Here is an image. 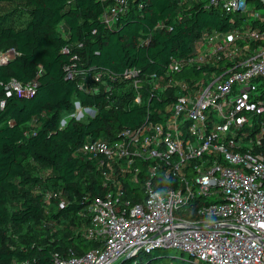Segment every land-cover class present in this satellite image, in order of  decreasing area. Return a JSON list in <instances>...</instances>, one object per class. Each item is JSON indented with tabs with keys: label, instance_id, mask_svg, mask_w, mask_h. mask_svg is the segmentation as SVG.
<instances>
[{
	"label": "built area",
	"instance_id": "built-area-1",
	"mask_svg": "<svg viewBox=\"0 0 264 264\" xmlns=\"http://www.w3.org/2000/svg\"><path fill=\"white\" fill-rule=\"evenodd\" d=\"M101 1H108L102 19L114 27L130 0ZM249 1L264 7V0H210L236 15ZM14 55L0 51V64ZM185 66L199 72L148 77L147 102L136 67L119 74L68 67L66 76L88 93L110 92L119 78L147 113L116 138L102 136L74 150L102 174L103 194L79 212L88 219L83 236L99 245L82 255L56 252L54 264H115L156 248H177L199 264H264V10L227 31H203L190 56L171 59L168 74ZM37 85L12 77L0 110L13 95L34 94ZM165 92L170 98L162 101ZM155 97L159 105L151 103ZM77 101L71 117L86 108L95 111L82 119L96 116L97 108L80 101L78 108Z\"/></svg>",
	"mask_w": 264,
	"mask_h": 264
},
{
	"label": "trees",
	"instance_id": "trees-1",
	"mask_svg": "<svg viewBox=\"0 0 264 264\" xmlns=\"http://www.w3.org/2000/svg\"><path fill=\"white\" fill-rule=\"evenodd\" d=\"M107 4L0 0V51H15L8 63L0 64V94L12 77L38 82L34 94L13 95L0 110V264H54L56 252L82 255L99 245L83 236L88 219L79 212L92 197L103 194L102 174L74 150L88 140L116 138L121 129L141 124L147 113L146 103L133 104L134 92L119 78L111 82L110 92L103 88L88 93L66 76L68 67L117 74L136 67L147 102L148 77L197 74L198 69L185 66L169 75V63L190 56L203 31H227L239 23L231 20L236 13L210 0H130L110 28L101 17ZM74 54L79 58L72 59ZM162 97L170 98L167 92ZM77 100L97 108L96 116L71 117L61 128ZM151 103L159 105V100L155 97ZM39 168L50 173L40 175ZM153 251L159 260L167 248L141 250L120 264H151Z\"/></svg>",
	"mask_w": 264,
	"mask_h": 264
},
{
	"label": "rangeland",
	"instance_id": "rangeland-1",
	"mask_svg": "<svg viewBox=\"0 0 264 264\" xmlns=\"http://www.w3.org/2000/svg\"><path fill=\"white\" fill-rule=\"evenodd\" d=\"M263 10H264V7H257L255 1H249L247 8L239 11L238 15L234 14L233 18L239 21L246 20L247 18H251L253 13L257 14L259 12H263ZM64 34H66V31L64 32ZM6 50H12V48L8 47ZM71 116H72L71 113H67L62 119L67 118L68 120ZM37 173L45 176L49 174L50 171L39 168ZM156 255H157V252L153 251L151 255V258L153 259L151 261L152 262L151 264L156 263V262L160 264H199L197 261H193V259L189 257L188 253L183 252L177 248H168L166 251V254L162 255L159 260L154 259ZM123 259L124 257L118 260L117 262H115V264H120V262ZM125 264H133V263L127 262Z\"/></svg>",
	"mask_w": 264,
	"mask_h": 264
},
{
	"label": "clouds",
	"instance_id": "clouds-1",
	"mask_svg": "<svg viewBox=\"0 0 264 264\" xmlns=\"http://www.w3.org/2000/svg\"><path fill=\"white\" fill-rule=\"evenodd\" d=\"M77 107L79 108V101H77ZM95 111V109L91 108H86V109H81L80 114L76 117L78 120L83 118V115L85 112H91ZM67 125V118L61 120V128ZM157 197H159V194H156Z\"/></svg>",
	"mask_w": 264,
	"mask_h": 264
},
{
	"label": "water",
	"instance_id": "water-1",
	"mask_svg": "<svg viewBox=\"0 0 264 264\" xmlns=\"http://www.w3.org/2000/svg\"><path fill=\"white\" fill-rule=\"evenodd\" d=\"M131 257H133V255H127V256H125L124 260L129 259Z\"/></svg>",
	"mask_w": 264,
	"mask_h": 264
}]
</instances>
